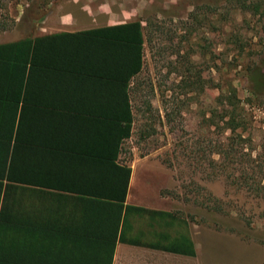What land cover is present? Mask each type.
I'll list each match as a JSON object with an SVG mask.
<instances>
[{"label": "crops", "instance_id": "obj_1", "mask_svg": "<svg viewBox=\"0 0 264 264\" xmlns=\"http://www.w3.org/2000/svg\"><path fill=\"white\" fill-rule=\"evenodd\" d=\"M122 5L69 0L0 35V264H202L153 166L121 157L144 46Z\"/></svg>", "mask_w": 264, "mask_h": 264}, {"label": "rangeland", "instance_id": "obj_2", "mask_svg": "<svg viewBox=\"0 0 264 264\" xmlns=\"http://www.w3.org/2000/svg\"><path fill=\"white\" fill-rule=\"evenodd\" d=\"M68 1L0 0L13 21L0 35L23 37ZM117 1L137 5L144 32L122 160L153 166L161 194L185 209L202 264H264V0ZM228 84L242 109L232 134L216 100Z\"/></svg>", "mask_w": 264, "mask_h": 264}, {"label": "trees", "instance_id": "obj_3", "mask_svg": "<svg viewBox=\"0 0 264 264\" xmlns=\"http://www.w3.org/2000/svg\"><path fill=\"white\" fill-rule=\"evenodd\" d=\"M4 9V11H3ZM2 11L4 13L0 14V32L6 31L9 28V23L11 24L13 21L11 18H9L6 8H2ZM137 26V25H136ZM141 40L140 37H137L136 42V67L133 69L132 75H138L141 71ZM259 81V80H258ZM258 81L254 78H252V91L251 93H256L259 91V85ZM260 82V81H259ZM216 100H218L221 105L225 106L227 109L226 111H229L230 116H228L224 120L225 129L229 130V132L234 133L236 127H237V121L238 118L241 116L242 109L239 107L237 103L236 93L235 89L228 84V90L226 91V94L220 93L219 96H217ZM131 134V121L128 122V125L126 126V132L124 134V138H129ZM240 137V136H238ZM122 170L126 173L127 177L129 176L130 169H123ZM244 179V178H243ZM256 185L259 187V189L264 190V185H262V181H264V176L260 177L258 180H256ZM6 198H7V186H0V211L6 210ZM192 255L194 256V252L192 251Z\"/></svg>", "mask_w": 264, "mask_h": 264}]
</instances>
